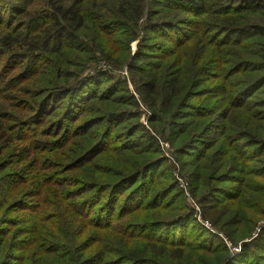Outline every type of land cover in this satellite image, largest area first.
<instances>
[{
	"label": "trees",
	"instance_id": "1",
	"mask_svg": "<svg viewBox=\"0 0 264 264\" xmlns=\"http://www.w3.org/2000/svg\"><path fill=\"white\" fill-rule=\"evenodd\" d=\"M98 58L127 67L135 94L129 77L84 75ZM262 87L264 0H0V236L22 224L36 235L11 242L9 258L177 264L194 245L216 253L203 264L220 263L222 229L264 215ZM126 106L145 108L152 131ZM162 141L189 176L200 222ZM255 239L227 258L264 264V229Z\"/></svg>",
	"mask_w": 264,
	"mask_h": 264
},
{
	"label": "rangeland",
	"instance_id": "2",
	"mask_svg": "<svg viewBox=\"0 0 264 264\" xmlns=\"http://www.w3.org/2000/svg\"><path fill=\"white\" fill-rule=\"evenodd\" d=\"M153 9L155 10L157 8L156 7H153ZM171 17L172 16H170L169 18H171ZM257 22H258L257 19L254 20V21H252V23H257ZM251 42L252 41H250V43ZM131 45H132L131 46V54H134L135 51H136V43L131 44ZM166 49H168V48H166ZM194 54H195V52L189 53V55H191V56H193ZM206 57H207V60H210V61L217 60L219 58L218 55L215 53L213 47H211V46H209L208 49H207V51H206L205 58ZM91 58H92V56L90 57V61H91ZM195 66L196 65H194V64L186 63L185 65H183V68H184V70L186 72H190ZM86 69L87 70H86V72H84V75H94L97 72H109L116 79H121V78H127L128 79V77H129V73H128L127 67H123L122 69L119 68L120 70L115 71L108 63H106L101 58H98L97 60H95V62L89 63V66ZM65 70H63V73L64 72H67ZM214 72L215 71H213L212 69H208V73L205 75V80L209 79V80H211V83H209L208 85H206V88H210V87L211 88H214V86L217 84L218 79H212L211 78V76H212V74H214ZM15 80H17L16 75H15ZM129 80H131V82L128 83V85H129L128 86L129 87L128 88V92L130 94H133V93L135 94L134 87H135V83H136V78L135 79H130V77H129ZM29 88H30V86H28V85H26V87H23L22 93L19 95L20 100L23 103H29L31 101V98L29 97V95H27V92H28V89ZM262 90H264V87H262V89L259 91V94L261 93ZM259 94L256 97H254V98L255 99L262 98V97H260ZM122 108L125 109V110H128V111L138 112L139 113V119H138L139 122L148 131H152L151 130V124L148 122L149 121V118H150V114L147 112V110L145 108H143L142 106H141V108L135 109V110L134 109H130L131 107H129V106L122 107ZM161 146H162V150L164 151V155L163 156H165L167 158V160L170 161L169 163L173 164V166H174L172 177H174V179L176 180L179 189L180 188L182 189V194L184 195V198L183 199L186 202H188L190 204V206L193 208V210H194V217L196 218V220L199 221V222L202 221L201 220L202 218H201V215H200V209H197V208H199L198 202L194 199L193 194L191 192L192 186H191L190 180L188 178L189 176L188 175H184V172H182V170L180 169V166L178 165L179 163L176 162V160H175L176 159L175 158V150H176L175 147L174 146H171L170 144H168L165 141L164 142L163 141L161 142ZM102 159L103 160L105 159V155L102 156ZM181 160L184 161V159L182 157H181ZM27 174H28V171H27ZM179 180H182L183 186L180 184V181ZM260 185H263L264 186V182L261 183ZM34 190H37V189H34ZM52 193L53 192H51V194ZM49 196L51 198V195L50 194L45 195V198H49ZM42 198H44V197L40 196V194H39L38 199H42ZM188 210L189 209H187L185 211V213L188 212ZM19 213H17V214H18V216L20 217L21 220L33 219L34 218L33 214H30L28 216L23 217L22 215H19ZM30 223H33V222L30 221ZM206 226L209 229H211L212 231H215L214 229L211 228L210 225L209 226L206 225ZM20 227L21 226L19 225L18 230H19L20 233H18L16 235H11V236H8V237L0 236V264H15L14 258H12V259L9 258L11 256L9 254L10 251H11V249H8V245L9 244H12L14 242H17V244H19V243L21 244V243H23L25 241L28 242L29 244H31V242L34 240V237H36V235L34 233H32V230H31L30 233L24 234L25 231H24L23 224H22V227L21 228ZM229 229L233 230L232 236H230L228 234V231L227 230H229ZM262 229H264V215H262V216L260 215V219L256 223V225H253V224H249V225L248 224H243L241 226V229H238V230L235 227H233V226L228 227L226 229H222L221 232H223L224 234L226 233L227 235H229L230 236V239H228V237H225L226 234L224 235L223 233H220L221 236H222V238L224 239L225 244L227 245L228 251H224L223 253H220V252L218 253L219 256L222 255L224 257V260H222L218 264H233V262L230 261L231 259L227 258V256H229V254L231 255V257L233 259H239V258H241L240 256H242V252L241 251H242L243 244L251 243V241H255L256 240L255 238L257 237V235L259 234V232H261ZM46 232L49 233V231H46ZM196 235H198V234H195L194 235L196 237V243H197L201 239L199 238V236H196ZM87 236L88 235H86V237ZM4 237L10 243H7V244L6 243H3L2 242V239ZM13 237H14V241H13ZM16 238H17V240L15 241ZM199 242H201V241H199ZM197 247L198 246H194L193 245L190 248L191 251H192V254L194 255L193 257L188 258V259H185L183 261H178L177 264H203V261H204V257L203 256H212V257H215L216 256V253L214 255H211L209 253L211 251H209V252L202 251V250L198 249ZM10 248H12V247H10ZM31 252H33V248L32 247H31V251H28L27 256ZM20 254L21 253H19V255ZM32 256H33V259H34L35 253H32ZM251 259L253 260L254 258H251ZM263 261H264V259H263ZM51 264H52V260H51Z\"/></svg>",
	"mask_w": 264,
	"mask_h": 264
},
{
	"label": "built area",
	"instance_id": "3",
	"mask_svg": "<svg viewBox=\"0 0 264 264\" xmlns=\"http://www.w3.org/2000/svg\"><path fill=\"white\" fill-rule=\"evenodd\" d=\"M180 181V184L183 186V182H182V180H179ZM197 209H199V208H197Z\"/></svg>",
	"mask_w": 264,
	"mask_h": 264
}]
</instances>
